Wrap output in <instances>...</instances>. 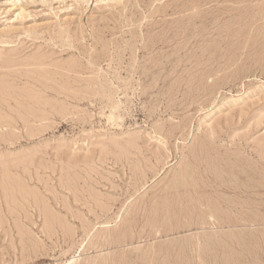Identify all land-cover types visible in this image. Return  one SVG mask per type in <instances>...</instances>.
Wrapping results in <instances>:
<instances>
[{"label": "rangeland", "instance_id": "rangeland-1", "mask_svg": "<svg viewBox=\"0 0 264 264\" xmlns=\"http://www.w3.org/2000/svg\"><path fill=\"white\" fill-rule=\"evenodd\" d=\"M68 263L264 264V0H0V264Z\"/></svg>", "mask_w": 264, "mask_h": 264}, {"label": "bare ground", "instance_id": "bare-ground-1", "mask_svg": "<svg viewBox=\"0 0 264 264\" xmlns=\"http://www.w3.org/2000/svg\"><path fill=\"white\" fill-rule=\"evenodd\" d=\"M70 262H72V261H70ZM69 264V263H68Z\"/></svg>", "mask_w": 264, "mask_h": 264}]
</instances>
